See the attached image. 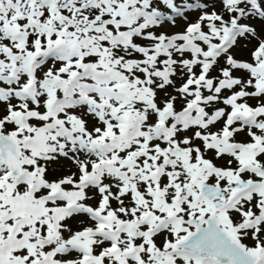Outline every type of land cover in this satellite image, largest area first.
<instances>
[{"label":"snow or ice","instance_id":"1","mask_svg":"<svg viewBox=\"0 0 264 264\" xmlns=\"http://www.w3.org/2000/svg\"><path fill=\"white\" fill-rule=\"evenodd\" d=\"M0 264H264V0H0Z\"/></svg>","mask_w":264,"mask_h":264}]
</instances>
